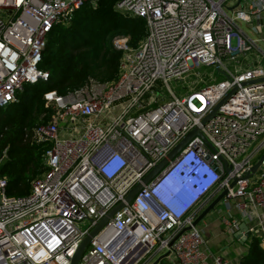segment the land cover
<instances>
[{"label":"built area","instance_id":"2783aa9c","mask_svg":"<svg viewBox=\"0 0 264 264\" xmlns=\"http://www.w3.org/2000/svg\"><path fill=\"white\" fill-rule=\"evenodd\" d=\"M88 1L0 0V108L17 101L27 84L48 80L40 64L50 32L70 23ZM228 2H117L118 11L146 20L147 35L138 47L129 35L112 38L123 52L117 79L90 77L66 94H45L54 112L34 132L36 141L49 144L44 172L21 197L8 194V179L0 175V264H71L121 201L125 205L91 238L79 264H141L167 250L174 264H230L205 247L202 227L193 225L197 203L226 188L223 222L236 231L240 223L232 212H241L264 246V158L249 176L264 155V0ZM202 67L222 69L224 77L216 70L204 74ZM192 73L203 75L204 84L192 81L176 94L170 79ZM159 81L170 98L157 91ZM195 128L203 137L193 136L170 157ZM138 183L144 186L126 202ZM182 185L183 194L168 195Z\"/></svg>","mask_w":264,"mask_h":264},{"label":"trees","instance_id":"16d2710c","mask_svg":"<svg viewBox=\"0 0 264 264\" xmlns=\"http://www.w3.org/2000/svg\"><path fill=\"white\" fill-rule=\"evenodd\" d=\"M118 1L98 0L95 7L86 4L70 23L57 24L49 34L40 64L49 71L48 80L27 84L17 101L0 108V155L5 150L8 153L0 175L8 179L10 196L29 194L33 179L46 168L44 156L49 144L34 138L37 126L48 122L54 112L45 94H66L90 77L103 82L117 79L123 52L113 46L112 38L116 33L129 35L131 46L138 47L146 37V20L118 11ZM244 243L248 250L239 264H264L261 237L250 234Z\"/></svg>","mask_w":264,"mask_h":264},{"label":"water","instance_id":"95a60500","mask_svg":"<svg viewBox=\"0 0 264 264\" xmlns=\"http://www.w3.org/2000/svg\"><path fill=\"white\" fill-rule=\"evenodd\" d=\"M240 3V0H238L237 4L235 6H238ZM233 8V7H232ZM225 100V99H224ZM222 103V102H221ZM220 103V104H221ZM219 104V105H220ZM216 106L215 109L213 110V112L210 114V116L208 118H210L212 115H214L217 111V108L219 107ZM207 118V119H208ZM207 119L204 120V123L207 121ZM195 135H200L202 136L201 131L199 130V128H195L194 130H192L187 136L186 138L183 139V141L172 151V153L170 154V157H173L176 153H178ZM203 137V136H202ZM207 144L210 145L212 147V145L207 141ZM264 158V155L262 156V158L255 164L252 166V170L251 173L249 174V176L253 175V173H255L259 167V165L261 164L262 159ZM166 160L162 161L160 164H158V166L156 168H154L145 178H144V183H147L165 164H166ZM225 163V167L226 170L229 172L230 171V167L228 166L227 162L224 160ZM144 183H138L134 188H132V190L129 192V194L126 196V202H130L134 196L138 193V191L144 186ZM235 184V180L231 183V187ZM228 192V189H224L222 192H220L215 198H213V200L207 204V206L205 207V209L196 217V219L193 222V225H198L208 214H210L211 212H213L216 207L221 203L223 197L226 195V193ZM215 196V195H214ZM213 196V197H214ZM125 205V202L121 201L118 204H116L115 206H113L108 212L107 214L97 223L96 227L92 230V232L83 240V242L81 243V245L78 247L76 253L74 254L71 264H79V260L80 257L83 253V251L85 250V248L87 247V245L89 244L91 238L106 224V222L119 210L121 209L123 206ZM191 228V226H186L184 227L181 231H179L176 236L170 241L169 246H172L173 243L175 242V240L186 230H189ZM250 230H249V225L243 221L239 227V231L236 234V237L242 241H246L248 239V237L250 236ZM171 254L170 250H167L166 252H164L163 254L159 255L152 264H160L164 259L169 258Z\"/></svg>","mask_w":264,"mask_h":264},{"label":"crops","instance_id":"0c3cea01","mask_svg":"<svg viewBox=\"0 0 264 264\" xmlns=\"http://www.w3.org/2000/svg\"><path fill=\"white\" fill-rule=\"evenodd\" d=\"M176 188H178V186H174L172 190ZM214 194L215 190L209 192L199 203H197L194 210L199 212L200 214L205 209L207 204H209L213 200V198L216 197V195L214 196ZM216 209L207 215L204 222L205 225L202 226L206 241L205 247L213 253L222 254L223 256L228 258L230 260V264H239V259L243 254L247 252L248 246L244 243L245 241H242L236 237L239 229L234 232L229 231L227 225L223 222L222 214L220 213V211H218L217 207ZM217 213H220V215H218ZM232 214L237 218L240 225L243 221L248 222V220L241 212L234 210ZM225 247H227L228 249L225 250ZM159 255L161 254L153 253L141 264H152ZM169 258L174 261V256L170 255Z\"/></svg>","mask_w":264,"mask_h":264},{"label":"rangeland","instance_id":"374dc122","mask_svg":"<svg viewBox=\"0 0 264 264\" xmlns=\"http://www.w3.org/2000/svg\"><path fill=\"white\" fill-rule=\"evenodd\" d=\"M94 1L95 0H89L86 4H88V5H92L93 7H95L96 5L94 4ZM236 0H229V2L226 4L227 6H229V3H233V2H235ZM85 4V5H86ZM121 13H123V14H128V13H126V12H122V11H120ZM61 24H67V23H61ZM241 25L242 26H244V24L243 23H241ZM245 27V26H244ZM116 34H122V33H116ZM263 46H264V44H263ZM231 66V65H230ZM213 70H216L217 71V76L220 78H223L224 77V75L221 73V71H223L222 69H218V68H216V67H202V69H201V71L204 73V74H207L208 72H210V71H213ZM202 73V74H203ZM202 76V77H201ZM199 78L201 79V80H199ZM205 78H204V76L203 75H200V77L199 76H196V77H194V74L192 73V74H190V75H188L185 79H175V78H173V79H170V81H169V85H170V87L176 92V94H178V95H182V94H184V93H186L188 90H189V88H190V86L193 84L192 83V81H199V83L202 81V80H204ZM156 89H157V91L159 92V91H161V92H163V95L165 96V98L166 99H168V98H170L171 97V93H170V91H169V88H168V86L166 85V83H163L162 81H159L158 83H157V85H156ZM163 95H162V93H161V95H160V98L162 99L163 98ZM261 138H264V137H261ZM260 138V139H261ZM217 208H218V211H219V209H223V210H225L226 208H225V206H224V204L221 202L218 206H217ZM217 210V209H216ZM218 215H220V213H217ZM207 217V216H206ZM205 217V218H206ZM205 218L199 223V227H202V226H204L205 224H204V222H205ZM84 225H88V223H85L84 224V222H83V224H82V226H84ZM229 239V238H228ZM226 249L225 250H227L228 248L227 247H225ZM160 264H174V261L173 260H171L170 258H166V259H164ZM211 264H213V263H211Z\"/></svg>","mask_w":264,"mask_h":264},{"label":"clouds","instance_id":"9594fccd","mask_svg":"<svg viewBox=\"0 0 264 264\" xmlns=\"http://www.w3.org/2000/svg\"><path fill=\"white\" fill-rule=\"evenodd\" d=\"M173 188V187H172ZM172 188H170L169 190V195L170 196H177V195H181L183 194V192L186 191L185 185L182 186H178V188L172 190Z\"/></svg>","mask_w":264,"mask_h":264}]
</instances>
